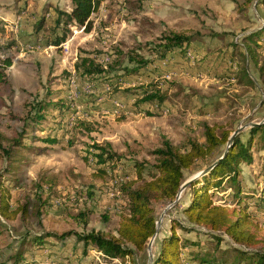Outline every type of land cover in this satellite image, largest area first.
<instances>
[{"label": "rangeland", "instance_id": "obj_1", "mask_svg": "<svg viewBox=\"0 0 264 264\" xmlns=\"http://www.w3.org/2000/svg\"><path fill=\"white\" fill-rule=\"evenodd\" d=\"M70 7L69 0H0L4 29L0 47L12 61L0 87V149L11 150L16 160L12 169L5 159L0 163V185L14 187L12 209L28 208L15 221L0 218L4 261L12 256V248L37 234L116 235L120 217L127 213L120 184L136 180L135 163L143 166L144 179L154 176L153 152L164 142L178 149L189 141L203 143L202 124L215 127L218 134L229 132L230 137L237 132L244 140L251 127L264 124L263 6L254 2L245 7L231 0H108L91 16L92 30L86 33L71 26L61 49L44 48L34 40L32 25L38 18L45 15L51 23L55 8ZM254 32L260 34L248 41L255 50L253 59L246 55L244 44ZM169 33L190 37L192 43L185 53L177 49L160 59L154 47ZM127 55L151 63L126 75L122 68L132 67ZM80 58H91L104 68L115 63V70L109 79L82 78L74 69ZM147 86L164 93L165 101L136 106L140 88ZM44 99L62 103L61 110L50 107L44 120L33 124L31 107ZM17 139L19 146L13 143ZM253 139L252 162L241 163L238 180L263 235L264 150L259 133ZM96 145L116 157L98 165L93 158ZM225 149L220 147L185 171L183 184ZM229 187L225 184L214 195L216 205L232 200L234 190ZM189 198L186 188L177 203L153 204L159 223L153 256L170 223L184 221L182 208ZM176 230L198 245L200 256H213L224 264L238 258L237 246L225 236L196 228L188 233L177 225ZM147 245L132 262L107 259L93 247L83 253L74 236L49 239L46 250H34L29 242L24 249L35 253L28 255L30 264H147Z\"/></svg>", "mask_w": 264, "mask_h": 264}, {"label": "trees", "instance_id": "obj_2", "mask_svg": "<svg viewBox=\"0 0 264 264\" xmlns=\"http://www.w3.org/2000/svg\"><path fill=\"white\" fill-rule=\"evenodd\" d=\"M104 1L108 0H70L71 7L69 10L55 8L54 18L48 24L46 16L42 15L32 25L34 40H40L44 48L61 49L70 34L69 28L71 26L82 28L86 33L92 30L91 16L98 11ZM231 1H241V5L245 7L256 2L264 7V0ZM3 33L4 29L0 27V35ZM259 34L260 32H254L245 37L246 55L253 59L256 55L255 50L249 46L248 41H252ZM191 43L190 37L169 33L161 37L154 49L158 57L164 59L168 53L177 49L185 53ZM127 61L132 67L122 68L126 75L135 74L151 63L137 55H127ZM11 65L12 61L7 57L6 48L0 47V87L6 83L5 72ZM115 66V63H109L104 68L101 64H96L91 58H80L74 69L82 78L105 76L109 79L108 75L115 70ZM263 71L264 65L260 67V72ZM244 75L246 74L244 73ZM127 91L131 92V90ZM140 92L135 99L136 106L163 103L166 99V95L154 86L141 87ZM61 105L62 103L49 99L37 102L29 112L30 116H33L32 123L38 124L44 120L48 108L58 107L61 110ZM66 109L68 110V108ZM147 114L149 113L147 112ZM202 125L203 143L189 141L183 149H178L169 142H164L160 148L153 152L155 157L153 169L156 174L150 176V179L146 180L142 176L143 166L134 164L136 180H129L120 184V191L127 198V213L120 217L116 235L103 236L93 233L69 232L58 235L46 232L31 237L27 243L29 242L34 250H46L45 245L49 239L64 241L70 236H74L76 242L82 244L83 253H86L88 247H93L107 259L122 262L134 261L138 254L145 252L147 242L156 234L153 204L164 201L173 202L184 182V172L196 162L213 155L220 147L227 146L230 137L229 132L223 131L218 134L215 127H210L207 124ZM258 133L264 150V124L251 127L244 140L239 136L233 139L227 153L223 156L225 151L223 152L219 157L222 159L213 169L189 184L187 188L190 190V198L182 208L184 221L178 224L170 223V230L160 240L152 264H224V262L214 259L213 256L196 254L198 245L188 238H182L177 233L176 225L188 233L196 228L197 230H206V232L211 233V236L227 237L232 244L237 246L235 248L239 252L236 262L231 264H239L243 260H248L249 264H264V234H260L257 229L250 211V204L247 202L250 197L243 194L238 180L241 163L250 164L252 162L250 151L253 146V138ZM13 143L16 146L20 145L18 139L14 140ZM93 149V158L98 165H104L116 157L105 147L96 145L93 146ZM0 150V163L5 159L8 161L9 168L12 169V163H16L14 155L11 154L12 151L2 148ZM100 174L104 175L105 172L100 170ZM225 184H229L231 186L229 188L234 190L232 200H229L225 206L216 205L213 197ZM12 188H14L12 184L0 185V218L6 221H15L19 215L23 217L28 213V208L25 205L15 209L11 208ZM183 224L188 225V227ZM27 243L23 241L16 248H12V256L7 261L3 260L5 252L0 250V264L32 263V259L28 255L34 256L35 253L32 252L33 254H31L24 249ZM257 247L259 250L256 249Z\"/></svg>", "mask_w": 264, "mask_h": 264}, {"label": "water", "instance_id": "obj_3", "mask_svg": "<svg viewBox=\"0 0 264 264\" xmlns=\"http://www.w3.org/2000/svg\"><path fill=\"white\" fill-rule=\"evenodd\" d=\"M236 134H237V132H235L231 137H229L228 142H227V146H226V149H225V152H224L223 156L227 153V151H228V149H229V147H230V145H231L234 137L236 136ZM220 159H222V157L219 158L218 160H216L213 164H211L210 166H208L206 169L202 170L196 176H194L193 178L189 179L187 182H185L184 184H182L180 186V188H179V191H178L177 195H176V198L174 200V203H177L181 192L183 190H185L193 180H195L199 176H202V175L208 173L211 169H213L217 165V163L220 161ZM158 227H159V223L156 222V234H157ZM156 234L150 239L151 241L147 245V250H148V253H149L148 254V262H147V264H152V262H153L154 256L151 253V246H152V240L154 239V237L156 236Z\"/></svg>", "mask_w": 264, "mask_h": 264}, {"label": "built area", "instance_id": "obj_4", "mask_svg": "<svg viewBox=\"0 0 264 264\" xmlns=\"http://www.w3.org/2000/svg\"><path fill=\"white\" fill-rule=\"evenodd\" d=\"M202 230H204V229H202ZM204 231H206V230H204ZM115 261V260H114ZM118 261V260H117Z\"/></svg>", "mask_w": 264, "mask_h": 264}, {"label": "crops", "instance_id": "obj_5", "mask_svg": "<svg viewBox=\"0 0 264 264\" xmlns=\"http://www.w3.org/2000/svg\"><path fill=\"white\" fill-rule=\"evenodd\" d=\"M69 2H70V0H69Z\"/></svg>", "mask_w": 264, "mask_h": 264}]
</instances>
